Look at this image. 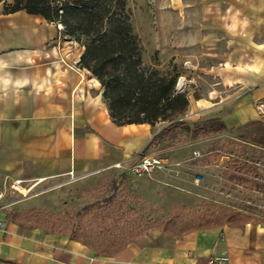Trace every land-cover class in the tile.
I'll use <instances>...</instances> for the list:
<instances>
[{
    "label": "crops",
    "instance_id": "obj_1",
    "mask_svg": "<svg viewBox=\"0 0 264 264\" xmlns=\"http://www.w3.org/2000/svg\"><path fill=\"white\" fill-rule=\"evenodd\" d=\"M150 1L140 8L146 24L136 29L142 59L180 64L176 88L186 92L185 114L218 118L227 128L263 121L264 0ZM83 49L39 13L0 9V189L21 179L64 198L67 184L127 173L164 126L115 123L99 80L79 63ZM69 171L77 178L68 181ZM44 196L0 209V264H205L218 252L227 253L229 264H264L258 219L212 223L180 236L150 229L107 256L67 234L8 218Z\"/></svg>",
    "mask_w": 264,
    "mask_h": 264
},
{
    "label": "rangeland",
    "instance_id": "obj_2",
    "mask_svg": "<svg viewBox=\"0 0 264 264\" xmlns=\"http://www.w3.org/2000/svg\"><path fill=\"white\" fill-rule=\"evenodd\" d=\"M149 1L128 0L135 32L146 24L147 15L140 8H147ZM12 2L0 0V9ZM147 60L142 59L144 66L157 68L161 73L182 69L176 62L159 66L153 64V57ZM189 84L195 96L194 81ZM193 116L183 115L180 119L184 123L179 126L157 120L164 123L163 129L146 152L164 158L167 164L163 169L142 177L127 171L105 174L92 184L73 182L67 184L69 192L64 198H58L54 188L40 190L38 185L24 184L25 188L32 186L24 195L7 189L5 199L13 196L18 202H25H13L3 208L22 207L29 199L45 195L41 204H28L18 210L23 213V219L43 230L94 239L99 251L109 250L105 242L100 243L103 237L126 240L132 228L144 233L150 229L163 230L158 228L162 222L168 227L176 223L177 228L190 229L210 222L221 224L219 218H205L211 215L208 205L243 212L264 221V120L203 135L194 132L193 127L210 118L198 120ZM193 149H198L201 156L192 158ZM230 158L246 165L243 169L233 167ZM212 210L216 216L221 209ZM107 216L111 217L106 219Z\"/></svg>",
    "mask_w": 264,
    "mask_h": 264
},
{
    "label": "trees",
    "instance_id": "obj_3",
    "mask_svg": "<svg viewBox=\"0 0 264 264\" xmlns=\"http://www.w3.org/2000/svg\"><path fill=\"white\" fill-rule=\"evenodd\" d=\"M18 9L39 13L48 21L60 22L63 26L62 33L83 45L79 63L99 80L109 115L115 123H154L159 119L169 121L172 126L184 123L180 118L186 112L188 100L184 90L176 89L178 71L174 69L161 73L157 68L143 65L142 47L133 27L128 0H13L3 10ZM213 121L217 122L216 125ZM225 128L222 120L212 118L201 125L196 124L193 131L208 135ZM158 133L150 143L157 138ZM145 150L144 148L143 151ZM229 161L231 166L240 169L246 165L236 158H230ZM207 207L211 215L205 218L216 217L220 219V223L235 224L255 219L243 212L214 205ZM212 209L221 210L215 216ZM7 215L11 221L25 227H39L28 224L20 211H10ZM110 217L107 216L106 219ZM171 225L172 227H168L162 222L157 227L176 236L190 230L185 227L177 228L176 223ZM130 231L131 236L126 240L103 237L100 243L105 242L109 247L107 251H99L94 239L70 237L93 247L96 254L109 256L143 232L133 228Z\"/></svg>",
    "mask_w": 264,
    "mask_h": 264
},
{
    "label": "built area",
    "instance_id": "obj_4",
    "mask_svg": "<svg viewBox=\"0 0 264 264\" xmlns=\"http://www.w3.org/2000/svg\"><path fill=\"white\" fill-rule=\"evenodd\" d=\"M56 26L59 31L62 30L63 26L60 22H56ZM201 156V153L198 149H193L191 152L192 158H198ZM166 160L162 157H159L150 152H143L137 160L132 162L127 168L128 172L138 177L150 175L154 170L163 169L165 167ZM114 167H122L121 161H115L112 163ZM77 176H74L72 171H69L68 181L76 179ZM21 187L25 189V191H21ZM32 186H28L25 188L24 183L21 179H14L9 182L7 189L11 191L20 192L21 194H25V192L29 191ZM6 188L0 189V209L11 204L17 199L11 197L9 201L4 202ZM2 227V222L0 221V229ZM229 258L226 252H218L211 253L207 256L205 264H229Z\"/></svg>",
    "mask_w": 264,
    "mask_h": 264
},
{
    "label": "bare ground",
    "instance_id": "obj_5",
    "mask_svg": "<svg viewBox=\"0 0 264 264\" xmlns=\"http://www.w3.org/2000/svg\"><path fill=\"white\" fill-rule=\"evenodd\" d=\"M20 189H21V191H25V189L23 187H21Z\"/></svg>",
    "mask_w": 264,
    "mask_h": 264
}]
</instances>
